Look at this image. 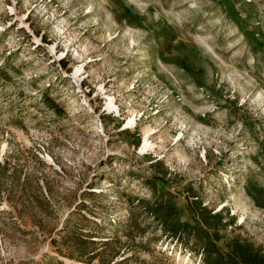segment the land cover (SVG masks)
I'll return each instance as SVG.
<instances>
[{
  "label": "rangeland",
  "instance_id": "obj_1",
  "mask_svg": "<svg viewBox=\"0 0 264 264\" xmlns=\"http://www.w3.org/2000/svg\"><path fill=\"white\" fill-rule=\"evenodd\" d=\"M208 240L264 264V0H0V264Z\"/></svg>",
  "mask_w": 264,
  "mask_h": 264
},
{
  "label": "trees",
  "instance_id": "obj_2",
  "mask_svg": "<svg viewBox=\"0 0 264 264\" xmlns=\"http://www.w3.org/2000/svg\"><path fill=\"white\" fill-rule=\"evenodd\" d=\"M163 224L165 226V229H167V227H170L167 230L172 231L173 233H176L179 226H191L188 222H181L179 220L175 221L174 217L163 219ZM203 252L204 261L206 262V264H224V256L214 242L208 240L204 246ZM213 253L215 254V256L213 255Z\"/></svg>",
  "mask_w": 264,
  "mask_h": 264
},
{
  "label": "bare ground",
  "instance_id": "obj_3",
  "mask_svg": "<svg viewBox=\"0 0 264 264\" xmlns=\"http://www.w3.org/2000/svg\"><path fill=\"white\" fill-rule=\"evenodd\" d=\"M148 145V140H145L144 147Z\"/></svg>",
  "mask_w": 264,
  "mask_h": 264
}]
</instances>
